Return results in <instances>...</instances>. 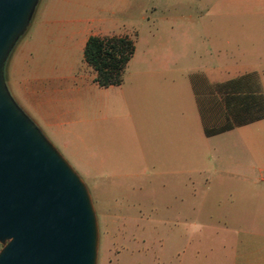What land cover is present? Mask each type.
I'll use <instances>...</instances> for the list:
<instances>
[{
	"label": "crops",
	"instance_id": "1",
	"mask_svg": "<svg viewBox=\"0 0 264 264\" xmlns=\"http://www.w3.org/2000/svg\"><path fill=\"white\" fill-rule=\"evenodd\" d=\"M59 1L47 3L34 33L9 52L12 95L73 85L67 67L79 56L98 141L113 137L109 149L125 153L107 176L171 196L172 215L162 221L188 227V264H264V0H208L203 29L164 30L147 29L143 10L133 22L107 16L109 0L75 9ZM89 34L134 39L119 84L93 81L82 57ZM136 114L139 123H130Z\"/></svg>",
	"mask_w": 264,
	"mask_h": 264
},
{
	"label": "rangeland",
	"instance_id": "2",
	"mask_svg": "<svg viewBox=\"0 0 264 264\" xmlns=\"http://www.w3.org/2000/svg\"><path fill=\"white\" fill-rule=\"evenodd\" d=\"M54 1L58 0H37L29 23L16 43L29 39L31 33L35 31L36 21L42 9L47 3ZM81 1L59 2L67 8L75 9ZM109 1L115 6L106 11L107 16L133 22L137 13L143 10V14L148 18L149 26L146 28L158 30L203 29L204 7L208 2V0ZM123 3L125 8L120 6ZM71 13L75 15L74 11ZM8 55L3 64V76ZM78 62L79 56L67 67V73L74 76L73 79L70 78L73 81L70 84L73 85L67 86V83L59 82V87L53 83L48 90L41 86L33 95L22 94L19 98L12 95L7 88L41 134L86 184L97 221L95 264H160L159 255L165 257V264H176L178 255H183L184 260L181 264H188L190 253V242H187L188 227L178 226L172 220L162 221L165 215H172L171 196H167V200H162L163 193L158 187L145 192L139 179H112L107 176L109 166L117 160L124 159L125 153H113L109 149L108 139L111 140L113 137L105 138L107 140L104 143H102L104 139L98 141L95 134L98 122L96 112L93 111V87H87L82 83V79L79 78L81 67ZM50 68L54 71V67ZM109 122L107 119L105 124ZM129 122L138 124L139 115H131ZM114 183L117 185L116 192L110 190Z\"/></svg>",
	"mask_w": 264,
	"mask_h": 264
},
{
	"label": "water",
	"instance_id": "3",
	"mask_svg": "<svg viewBox=\"0 0 264 264\" xmlns=\"http://www.w3.org/2000/svg\"><path fill=\"white\" fill-rule=\"evenodd\" d=\"M37 0H0V264H95L88 188L9 92L3 64Z\"/></svg>",
	"mask_w": 264,
	"mask_h": 264
},
{
	"label": "trees",
	"instance_id": "4",
	"mask_svg": "<svg viewBox=\"0 0 264 264\" xmlns=\"http://www.w3.org/2000/svg\"><path fill=\"white\" fill-rule=\"evenodd\" d=\"M134 50V39L126 34H89L84 42L82 57L94 71L98 86L119 84L123 71ZM259 108H262L259 106ZM260 109V113H262Z\"/></svg>",
	"mask_w": 264,
	"mask_h": 264
}]
</instances>
